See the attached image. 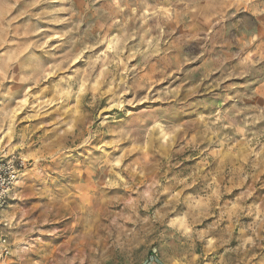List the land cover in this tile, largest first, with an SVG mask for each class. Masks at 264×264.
<instances>
[{
  "label": "rangeland",
  "instance_id": "374dc122",
  "mask_svg": "<svg viewBox=\"0 0 264 264\" xmlns=\"http://www.w3.org/2000/svg\"><path fill=\"white\" fill-rule=\"evenodd\" d=\"M0 143L12 264H264V0H0Z\"/></svg>",
  "mask_w": 264,
  "mask_h": 264
},
{
  "label": "built area",
  "instance_id": "2783aa9c",
  "mask_svg": "<svg viewBox=\"0 0 264 264\" xmlns=\"http://www.w3.org/2000/svg\"><path fill=\"white\" fill-rule=\"evenodd\" d=\"M25 162L7 154L0 143V264H12V245L3 211L11 198Z\"/></svg>",
  "mask_w": 264,
  "mask_h": 264
},
{
  "label": "bare ground",
  "instance_id": "6f19581e",
  "mask_svg": "<svg viewBox=\"0 0 264 264\" xmlns=\"http://www.w3.org/2000/svg\"><path fill=\"white\" fill-rule=\"evenodd\" d=\"M19 182H20V180H19V181H17V182H16V184H17V183H19ZM6 212H7V209H6V208H4L3 214H5Z\"/></svg>",
  "mask_w": 264,
  "mask_h": 264
}]
</instances>
